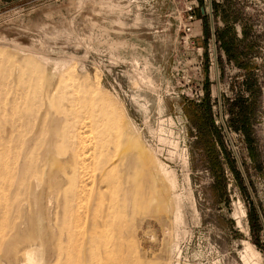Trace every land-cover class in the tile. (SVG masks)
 Instances as JSON below:
<instances>
[{
  "label": "rangeland",
  "instance_id": "rangeland-1",
  "mask_svg": "<svg viewBox=\"0 0 264 264\" xmlns=\"http://www.w3.org/2000/svg\"><path fill=\"white\" fill-rule=\"evenodd\" d=\"M197 3L192 45L177 0H0V264L30 221L43 264H264V0Z\"/></svg>",
  "mask_w": 264,
  "mask_h": 264
},
{
  "label": "trees",
  "instance_id": "trees-1",
  "mask_svg": "<svg viewBox=\"0 0 264 264\" xmlns=\"http://www.w3.org/2000/svg\"><path fill=\"white\" fill-rule=\"evenodd\" d=\"M225 18H227V17H225ZM225 18H223L224 23L226 22ZM225 25H226V23H225ZM204 26H205L204 32L208 36L209 35L208 22L205 21ZM226 35L230 36V38L228 40H226L227 39ZM217 37L222 43V47H223V50H224V53L226 55L227 60L234 61L235 64L238 65V67H242L237 60L238 59L237 57L240 56L239 54H241V52L237 53V55H235V51H236L237 46L235 44L233 30L231 28H226V30H224V31H218ZM250 84H251V82H250ZM247 102H248L247 100L240 98L239 100H236L235 103L232 105V106L236 105V107H238L240 110V112L238 113V115L236 117V119L238 120L237 125H239L237 127H238V129H241L244 133H246V130H245V127H246L245 126L246 125L245 114H246L247 108L249 106V104ZM189 105H193V110H199V113L196 115L193 114L192 112L187 113L189 118H190L192 125L195 128H197V130H198V137H197L196 144L203 142L204 145L207 147V150L209 151L208 154H209V161L211 164V168H214V170L216 171L217 177L223 181L222 165L220 164V162L218 160V154L214 150L213 144L211 141V136L213 134H215V136L217 137V135H216L217 131H216V129L213 125V122L211 120L210 104L208 101V97H206L204 99L202 104L194 105L193 103H189ZM245 105H247V107ZM230 166L232 167L231 164H230ZM236 178H238V174H236Z\"/></svg>",
  "mask_w": 264,
  "mask_h": 264
},
{
  "label": "bare ground",
  "instance_id": "bare-ground-1",
  "mask_svg": "<svg viewBox=\"0 0 264 264\" xmlns=\"http://www.w3.org/2000/svg\"><path fill=\"white\" fill-rule=\"evenodd\" d=\"M161 166V165H160ZM162 169V168H161ZM42 217V216H41ZM36 220H38V219H36ZM42 221V220H41ZM39 222H40V220H39ZM36 223V222H35ZM38 223V222H37ZM30 229L32 230V228L34 229V232L36 233V235H37V232L38 231H36V229H37V227L35 228V225H34V223L33 222H31L30 221ZM41 226V225H40ZM41 228V227H40ZM29 229V230H30ZM31 230H30V232H31ZM38 230V229H37ZM41 231V230H40ZM42 231H43V228H42ZM33 231H32V233H34ZM28 233V232H27ZM40 232H38V234H39ZM43 233V232H42ZM46 234V233H45ZM19 235L20 236H23V241H24V244H25V246H24V248H25V252H24V255H22V253L21 254H19L20 256L22 255L23 256V258L21 259L19 256H17V257H19L20 258V260H18L17 262L20 264V262L21 263H26V264H43L44 262H42V260H43V257H42V252L43 253H45L43 250H42V248H44L45 247V245L47 244L48 245V243H47V239H45V237L42 239V237H40L41 239H39L38 238V240H39V242H36V239H37V237L35 238V236H33V234H31V233H29L28 235H25V234H23V233H19ZM40 236H43V234H39ZM35 238V239H34ZM47 238V237H46ZM17 239H19V238H17ZM16 242V241H15ZM17 243H19V241L17 242ZM46 245V246H47ZM15 246H13L12 248L13 249H16V248H14ZM17 247V246H16ZM19 247V246H18ZM13 249H11V251H14ZM18 249V248H17ZM6 250V249H5ZM10 251V252H11ZM20 251H22V249L20 250ZM15 252V251H14ZM17 252V251H16ZM16 252H15V254H16ZM23 252V251H22ZM7 253V252H6ZM5 253V254H6ZM13 252H12V254L11 255H15ZM7 255H8V253H7ZM9 256H10V254H9ZM15 256H13L12 258H14ZM140 259V258H139ZM14 260V259H13ZM84 260H85V262H87L88 263V260H90L89 258L87 259L86 257L84 258ZM148 260V259H147ZM11 261V260H10ZM131 261V260H130ZM134 262V264H143L142 262H144V260H138L137 259V257L133 260ZM146 261V260H145ZM15 262H16V257H15ZM131 263H132V261H131ZM132 263V264H133ZM145 264H149L148 263V261H146V262H144ZM14 264V263H13ZM16 264V263H15ZM120 264H125V262H123V261H121L120 262ZM151 264V263H150ZM153 264H155V263H153Z\"/></svg>",
  "mask_w": 264,
  "mask_h": 264
},
{
  "label": "built area",
  "instance_id": "built-area-1",
  "mask_svg": "<svg viewBox=\"0 0 264 264\" xmlns=\"http://www.w3.org/2000/svg\"><path fill=\"white\" fill-rule=\"evenodd\" d=\"M178 4L183 5L182 13L184 14V24L182 25V30L184 35L186 36V42L189 41L190 44H194V36L193 30H194V24L197 22L196 13L198 9V3L197 0H177ZM201 16H209L211 19L213 17V10L211 6H206L201 8ZM216 19H219V17H216ZM212 46L214 50L219 47L221 49L220 41L216 39L215 37V31L213 29L212 34Z\"/></svg>",
  "mask_w": 264,
  "mask_h": 264
}]
</instances>
